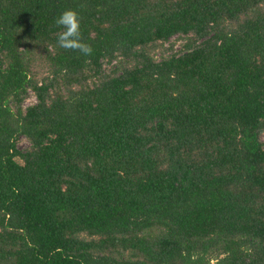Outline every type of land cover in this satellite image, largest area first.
I'll use <instances>...</instances> for the list:
<instances>
[{
    "label": "trees",
    "instance_id": "1",
    "mask_svg": "<svg viewBox=\"0 0 264 264\" xmlns=\"http://www.w3.org/2000/svg\"><path fill=\"white\" fill-rule=\"evenodd\" d=\"M0 264H264V0H0Z\"/></svg>",
    "mask_w": 264,
    "mask_h": 264
},
{
    "label": "clouds",
    "instance_id": "2",
    "mask_svg": "<svg viewBox=\"0 0 264 264\" xmlns=\"http://www.w3.org/2000/svg\"><path fill=\"white\" fill-rule=\"evenodd\" d=\"M55 24L59 26L57 43L65 49H78L84 54L93 51L92 46L83 40L81 35V18L76 9L66 8L55 17Z\"/></svg>",
    "mask_w": 264,
    "mask_h": 264
},
{
    "label": "rangeland",
    "instance_id": "3",
    "mask_svg": "<svg viewBox=\"0 0 264 264\" xmlns=\"http://www.w3.org/2000/svg\"><path fill=\"white\" fill-rule=\"evenodd\" d=\"M184 41L183 36L180 34H176L170 38V40L166 43V47L173 46L174 49H168V52H173L176 51L180 48L181 43ZM36 100V96L32 91H30L26 101L25 105L31 104ZM20 147L23 149L29 148L31 145L30 140L26 136H21L20 141H19Z\"/></svg>",
    "mask_w": 264,
    "mask_h": 264
}]
</instances>
